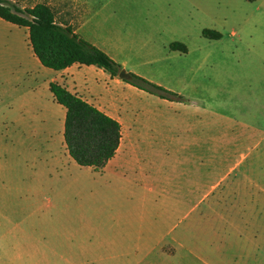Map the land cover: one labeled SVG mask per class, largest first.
Masks as SVG:
<instances>
[{
  "label": "crops",
  "instance_id": "1",
  "mask_svg": "<svg viewBox=\"0 0 264 264\" xmlns=\"http://www.w3.org/2000/svg\"><path fill=\"white\" fill-rule=\"evenodd\" d=\"M5 30L11 34L2 35ZM52 82L120 123L114 157L101 171L87 167L91 187L113 195L94 196L86 187L85 200L71 196L76 163L66 150V111L49 91ZM168 88L184 101L149 95L94 66L44 68L28 30L0 19V122L14 124L0 143V189L10 224L0 231L7 253L0 264L264 263V131L256 126L263 112L248 104L235 112L226 99ZM184 200L200 212L198 221L211 213L223 222L233 211L211 205H238V259L185 242L189 226L179 229Z\"/></svg>",
  "mask_w": 264,
  "mask_h": 264
},
{
  "label": "rangeland",
  "instance_id": "2",
  "mask_svg": "<svg viewBox=\"0 0 264 264\" xmlns=\"http://www.w3.org/2000/svg\"><path fill=\"white\" fill-rule=\"evenodd\" d=\"M1 1L11 8L21 10L45 3L54 10L58 24L71 22L72 27L79 29L81 35L106 49L125 71L141 73L142 77L149 81L168 90H171L168 87L179 89L187 97L209 95L208 97L220 103L226 99L230 101L235 112H239L240 106L242 108L248 104L253 110L263 112L264 116L263 1ZM204 29L218 31L221 39H206L202 36ZM6 33L7 30L1 34ZM171 43L184 44L187 52L171 51L169 48ZM219 109L223 110V105L219 106ZM235 118L238 120V115ZM256 126L264 131V119ZM8 127L14 131V124L0 122V143L7 141L8 134L5 129ZM73 174L76 189L71 196L85 200L86 187L94 191V196L113 195V190L96 192V187H91L90 169L87 167L73 164ZM99 188L103 186L99 185ZM3 195L1 191L0 231L10 226ZM193 206L191 200H184L179 204V229L189 226V233L184 236L185 242L191 243L194 240L205 246L210 245L214 251L216 247L221 248L220 253L223 252L227 260L238 259L239 242L235 239L239 234V228L234 226L239 224V215L234 209H239L238 205H211L212 208L218 206L233 211V214L227 215L228 217L224 216L223 222L212 220L211 213L210 215L205 213V219L196 220L200 212L192 208ZM207 206L201 207L202 213ZM187 217L189 218L185 220ZM262 224L264 233V217ZM218 253L216 250V255ZM6 254L0 248V258Z\"/></svg>",
  "mask_w": 264,
  "mask_h": 264
},
{
  "label": "trees",
  "instance_id": "3",
  "mask_svg": "<svg viewBox=\"0 0 264 264\" xmlns=\"http://www.w3.org/2000/svg\"><path fill=\"white\" fill-rule=\"evenodd\" d=\"M0 19L28 30L32 51L44 68L61 71L73 64H80L94 66L111 78H119L121 65L74 33L72 27L59 25L54 10L45 3L21 10L11 8L0 0ZM202 36L209 40L221 39L218 31L209 29H204ZM169 48L171 51L187 52L186 46L181 43H171ZM121 80L160 99L184 101L182 95L135 73L127 72ZM49 91L55 102L66 111L63 139L69 157L80 167L101 171L119 147L120 123L58 83H50Z\"/></svg>",
  "mask_w": 264,
  "mask_h": 264
},
{
  "label": "water",
  "instance_id": "4",
  "mask_svg": "<svg viewBox=\"0 0 264 264\" xmlns=\"http://www.w3.org/2000/svg\"><path fill=\"white\" fill-rule=\"evenodd\" d=\"M126 75H127V72H126L124 69H122V70L119 72L118 77H119L120 79H123V78L126 77Z\"/></svg>",
  "mask_w": 264,
  "mask_h": 264
}]
</instances>
